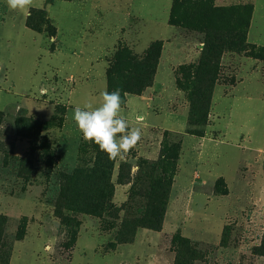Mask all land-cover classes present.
<instances>
[{
	"label": "rangeland",
	"instance_id": "rangeland-1",
	"mask_svg": "<svg viewBox=\"0 0 264 264\" xmlns=\"http://www.w3.org/2000/svg\"><path fill=\"white\" fill-rule=\"evenodd\" d=\"M48 1L21 11L0 0L3 259L176 264L187 238L200 252L192 264H264V0ZM207 27L246 50L224 53L215 100L200 120L191 99ZM156 41L158 90L157 72L149 87L139 61L117 62L123 50L140 58ZM109 71L121 98L149 94L158 102L132 117L142 138L125 159H110L113 187L94 215L75 203L68 180L92 170L100 149L83 139L73 113L99 106ZM148 115L165 116L166 126L147 128Z\"/></svg>",
	"mask_w": 264,
	"mask_h": 264
},
{
	"label": "trees",
	"instance_id": "trees-1",
	"mask_svg": "<svg viewBox=\"0 0 264 264\" xmlns=\"http://www.w3.org/2000/svg\"><path fill=\"white\" fill-rule=\"evenodd\" d=\"M55 0H49L48 3H54ZM205 4L210 5L206 2ZM28 26L38 32L42 31L40 25L28 23ZM53 32L50 36H55L56 31L53 28ZM208 36L205 39V50L202 53V57L199 61V66L194 72L193 81V95L191 99L192 115L197 116V119L206 120L210 111V105L214 94L215 83L218 80L217 72L221 64V59L226 51H235L240 53L245 51L244 46H240L230 43L228 37L220 33L214 27L206 28ZM236 42V41H235ZM254 45V44H251ZM163 50V42L156 41L150 45L145 52L144 56L138 58L131 56L123 50L121 55L118 56L117 62L121 65L131 66L135 62L139 61L148 73L147 83L149 87L153 86L154 78L157 72V67ZM260 56L264 58V46L260 48ZM118 73V72H114ZM109 78V92L114 89L115 83L113 82V71L108 72ZM125 96L122 97V105H126ZM162 161V160H161ZM114 162L111 163L108 155L102 151L98 152L95 167L88 171H76L69 177L68 183L70 184L71 195L74 198L76 204L85 207V210L98 214L100 210H103L102 204L107 194H109V184L113 187L111 182V174L113 173ZM110 172V178L108 174ZM166 182H170L169 180ZM154 193L160 198L165 194V190L161 185V180H157L154 185ZM102 204V205H101ZM102 208V209H101ZM166 210H163L162 216H164ZM143 220H136L132 222V225L138 227L141 226ZM7 224V218L0 214V262L1 264H9V260L3 259V253H1V247L4 241L5 226ZM144 226L149 227L155 231L161 230V226L153 222H144ZM162 224V223H161ZM23 238V233L18 234V239ZM126 242V241H123ZM2 254V255H1ZM176 264H192L191 261L200 259V252L190 245L187 238H180L179 253L177 256Z\"/></svg>",
	"mask_w": 264,
	"mask_h": 264
},
{
	"label": "clouds",
	"instance_id": "clouds-1",
	"mask_svg": "<svg viewBox=\"0 0 264 264\" xmlns=\"http://www.w3.org/2000/svg\"><path fill=\"white\" fill-rule=\"evenodd\" d=\"M33 5V0H7L11 10H26ZM101 103L94 107L86 103L83 108H74L73 119L82 133L83 139L95 143L109 159H125L142 138L139 127L129 130L128 121L120 113L122 98L120 89L101 94Z\"/></svg>",
	"mask_w": 264,
	"mask_h": 264
},
{
	"label": "crops",
	"instance_id": "crops-1",
	"mask_svg": "<svg viewBox=\"0 0 264 264\" xmlns=\"http://www.w3.org/2000/svg\"><path fill=\"white\" fill-rule=\"evenodd\" d=\"M249 36H251V35H249ZM258 38L259 37L257 35H253L252 38L250 37L249 41L251 43H258L259 44V42H258L259 40L256 41V39H258ZM176 53L178 55V54H180V51H177ZM168 84L171 85L170 83H168ZM154 85L155 86H153V88H155V90H158V72H157L156 81H155ZM104 88H105V90H107L106 85H105ZM236 88H239V86H237ZM162 89H164V88H161V90ZM170 90H173V89L170 88ZM214 93H215V91H214ZM146 96H148L151 101L150 100H145ZM166 96H167V94H166ZM165 98H167V97H165ZM96 99H98V98H96ZM96 99H94V100H96ZM213 100H215L214 99V95H213ZM151 102L154 103V102H158V101H155L152 96H149V94L148 95H146V94L145 95H129V96H127V105L122 108V111H121L120 114L122 116H124L125 119L128 121V124L130 126H132V128H134V126L136 127L135 123L136 124H139V123H137V121L136 122L133 121L132 117L135 116V114H138L139 112H141L143 110L145 112V110L148 109V104L151 103ZM144 117L147 119V121H146L147 122V125H146L147 128H151L154 125L155 122H158V124H160V126H166L165 116L162 117L160 115V117H158L159 119H156L154 115L153 116L152 115H148V116H144Z\"/></svg>",
	"mask_w": 264,
	"mask_h": 264
}]
</instances>
